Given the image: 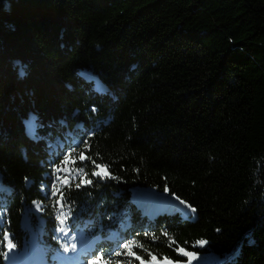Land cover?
<instances>
[{
    "label": "trees",
    "instance_id": "obj_1",
    "mask_svg": "<svg viewBox=\"0 0 264 264\" xmlns=\"http://www.w3.org/2000/svg\"><path fill=\"white\" fill-rule=\"evenodd\" d=\"M61 229L264 264V0H0V264Z\"/></svg>",
    "mask_w": 264,
    "mask_h": 264
},
{
    "label": "rangeland",
    "instance_id": "obj_2",
    "mask_svg": "<svg viewBox=\"0 0 264 264\" xmlns=\"http://www.w3.org/2000/svg\"><path fill=\"white\" fill-rule=\"evenodd\" d=\"M139 197L141 200L146 202L149 205H157L156 211L161 206L163 201H169L171 205L176 207L182 214L187 215L191 213V211L182 206L177 204L175 201L170 200V197L163 193L158 192L154 188H146L143 189L142 192H140ZM36 214H38L36 212ZM57 221L61 223V219L57 217ZM58 223V225H60ZM87 228L86 230H88ZM85 233V232H84ZM60 239L64 241L63 244V252L58 256V259L60 258L64 264H68L70 262H78L81 260H85L87 257H90V260H85L86 263L92 264V262L96 261L94 260L92 256L93 254H97L98 251H95L93 248V243L89 244L87 248H84L85 242H88L89 240L86 239L85 234H71L70 232H66L61 229L60 231ZM35 241L33 240L29 246L28 249L23 250L20 253L15 252L12 248H8L7 250V264H30V260L32 258L34 259L35 255L38 254V250L34 249ZM129 244L130 250L132 251V244L131 243H125ZM118 245L117 249L112 252V255L116 257L117 261L116 264H136L139 263L140 260L136 259L135 256H129L127 253L129 249L124 248V245ZM72 245H75L73 248ZM67 248V251L65 249ZM133 252V251H132ZM117 253H120L117 255ZM224 258H220L219 256L213 254V253H202V254H193V257H188L187 261L181 262V263H172V262H166L164 264H221L223 262Z\"/></svg>",
    "mask_w": 264,
    "mask_h": 264
},
{
    "label": "snow or ice",
    "instance_id": "obj_3",
    "mask_svg": "<svg viewBox=\"0 0 264 264\" xmlns=\"http://www.w3.org/2000/svg\"><path fill=\"white\" fill-rule=\"evenodd\" d=\"M23 69L21 68V75H23ZM85 157L83 156V154H81V159H84ZM66 160H67V157L65 158ZM96 167L97 168H101L102 166L101 165H96ZM93 175H95V176H101V178H103V176H107L108 175V173H107V171H106V169L104 170V172H103V176H102V174H101V172H93ZM85 181H81V183H84ZM87 183H91V181H87ZM78 187H79V185H77ZM165 190H167V189H165ZM53 195H55V191L53 192ZM62 195V194H61ZM194 211V210H193ZM58 219H59V217H58ZM61 223L63 224V221H61ZM12 247H14V245H11V244H9V248H12ZM72 247L74 248L75 247V245H72ZM124 248H126V249H129V251H128V255L129 256H135V253H133L131 250H130V247H129V244H125L124 245ZM65 251H67V248L65 249ZM180 251H182L183 252V249H181ZM120 253H117V255H119ZM185 256H188V257H193V253H191V252H184L183 253ZM97 259L99 260V259H101V257H97ZM136 259H138V260H141V264H145V262L141 259V257H139V256H136ZM92 264H95V262H92ZM150 264H157V262H156V257L155 256H152V260H151V262H150Z\"/></svg>",
    "mask_w": 264,
    "mask_h": 264
}]
</instances>
